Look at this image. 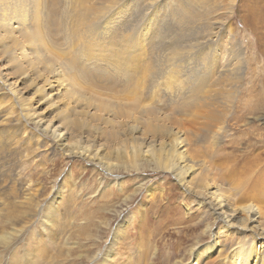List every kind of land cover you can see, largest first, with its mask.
<instances>
[{"label":"rangeland","instance_id":"obj_1","mask_svg":"<svg viewBox=\"0 0 264 264\" xmlns=\"http://www.w3.org/2000/svg\"><path fill=\"white\" fill-rule=\"evenodd\" d=\"M184 13L191 15L183 19ZM57 16L60 35L79 29L84 51L112 59L117 96L134 95L144 107L124 116L131 108L117 99L112 118L90 109L83 89L71 108L60 94L35 97L36 86L53 79L50 66L2 42L1 72L23 98H33L28 104L48 120H68L74 140L86 130L83 136L96 138L98 154L105 150L106 163L119 171L55 149L0 84V264H16L13 257L17 264H236L232 256L253 241L260 259L264 239L241 241L234 229L220 231L227 224L214 216L207 192L219 185L235 208L253 205L264 225V0H61ZM14 17H7L13 22L5 35ZM199 90L219 118L214 130L193 119ZM73 110L83 114L74 117ZM181 129L199 153L190 184L181 185L150 156L140 154L137 165L114 157L130 141L129 154L134 147L158 150ZM199 178L209 181L207 192ZM215 239L225 250L206 257ZM30 245L48 252L29 251Z\"/></svg>","mask_w":264,"mask_h":264},{"label":"bare ground","instance_id":"obj_2","mask_svg":"<svg viewBox=\"0 0 264 264\" xmlns=\"http://www.w3.org/2000/svg\"><path fill=\"white\" fill-rule=\"evenodd\" d=\"M60 2L61 0H0V47L4 46V43L2 42H12L13 46L16 49L18 48V51H20L23 57H25V54L31 55L34 53V57L40 56L42 62L47 67L50 66L53 79H51V81H45L43 86H36L33 96H42L46 91L47 93H45L41 98H46L45 100H48L50 98V96L47 97L49 92L55 93L53 96L60 94L62 97L61 100L66 101H64V105L71 108V103H79V91L83 89L84 93L90 96V98H85L90 109L92 108L103 111L105 115L109 116L110 114V117L114 118V116H112L114 114L116 115L114 112V103L118 99L124 101V103L131 108L130 111L123 112L124 116H133L135 110L138 111L144 106H142L141 101L134 95L128 94L125 96L124 94L117 96L118 91L115 90L113 85L114 74L111 71V68H114V71H117V66L113 63L112 59H96L93 57V54L84 51L85 47L81 41L83 35L79 29H75L71 35H60L64 31V24L61 20H59V16H57L59 14ZM31 10L34 11L32 15H30L31 13L29 14V11ZM11 15L13 17L15 16V25L12 32L5 35L9 28H7V26L8 24L10 25L11 22V20L9 21L7 17ZM190 15L191 14L184 13L183 19H188ZM81 17L82 20L85 21V18L82 15ZM29 21L31 24H28ZM17 32V35L13 34ZM67 38L76 39L77 42H69ZM81 57H85V61L83 63L80 61ZM135 58L138 61L140 56L136 54ZM133 67L136 68V64ZM1 71L2 70L0 69V84L2 86H4L3 84L8 86L7 92L11 94L12 98H14L16 101L15 103L20 107L22 114L25 113L24 117L36 126L39 133H43L46 137L53 139L55 149L62 151V153L66 156H77L97 161L98 163H95L97 165L107 162L106 159L108 158L105 150L101 155L98 154L101 150H99V147L101 146L95 145L97 143L95 140L96 138L90 141L88 139L90 136H83L88 132L86 130H81L79 136V138L82 136L80 138L81 140L72 139L69 132V121L65 120L67 117L64 114L62 115L64 116L63 120L65 121L60 123H58L55 118H50V120L46 119V113L44 114L43 111L40 112V108L36 110L35 105H31L32 103L28 104L29 101L31 102V99L33 102V98H23L20 89H18V86L16 85L17 83L12 81V78H8L7 73L3 74ZM22 76L24 75L22 74ZM127 76L131 77V75ZM51 84H55V86H51ZM103 90L113 93V96H104L103 99ZM203 92L202 94L197 93V97L195 96L193 98V106H198V108L196 107L197 109L192 116L194 121H208V129L211 128L214 130L215 124L219 118L216 114L208 110V106H204V104H206L207 96L204 97ZM181 94L183 95V91L180 92L178 96L180 97ZM174 95H176V93H174ZM0 97L2 96L0 95ZM96 98H99V100H96ZM3 100L4 97L2 101ZM10 100L13 101L12 99ZM36 103H41V99H39ZM93 106L97 107L94 108ZM73 111L76 113L74 117L81 116L79 114H83L82 111ZM60 112L58 113V116L60 115ZM77 122H79L78 127H81L78 129H83L84 122L80 120H77ZM152 129H150V131H152ZM186 131L187 130H185V132ZM95 132H97V129H95ZM214 134H216V132H214ZM169 136L170 138L172 137L171 140H169L168 143H162L159 145L160 148L155 151L149 150L148 147H144L143 150L139 151L137 147H134L132 153L129 154L127 145L131 144L130 141L124 146V149L117 152L114 157L120 162L126 159L129 164L137 165V159L140 157V154L150 156L154 161L164 165V169L168 172L176 173L174 174L176 176L175 178L178 179V182L181 185H184L185 183L190 184L193 180L191 175L194 174V166L196 165L195 163L198 162L199 153L190 142L188 138L189 136L185 137L186 134L184 135L182 129ZM86 139L87 142L83 141ZM89 142L93 144H90ZM133 146L137 145H131L130 150ZM190 163L192 166H190ZM117 166L118 164L106 163L105 166H102V168L111 172H118L119 170L116 169ZM131 168L135 169L136 166H131ZM262 177H264V175ZM188 178H190L189 181H187ZM206 178L207 177L205 176V180ZM208 183L201 180L198 183V187H202L207 192L211 186ZM216 185L217 184L214 183V186H212L211 190L207 192V195L210 197L209 202H212V207L210 208L214 216L221 218L223 222L227 224L222 227L220 231L225 230L226 227L227 229H234V231H236L235 234L241 237V241H246L245 239L248 237H251L252 240H255L257 243L258 241L263 240L264 225L262 226L258 221L259 218L257 209L254 208L253 205H244L235 208L227 192L219 189V185ZM262 185V183L258 184L256 186L257 188H255L260 190L263 187ZM53 203L55 202L53 201ZM238 214H241L244 217L241 218ZM12 221L14 222L15 219L12 218ZM226 233H228L227 230H225V234ZM221 235L222 234H220V237ZM3 236L4 235L1 237ZM217 238H219V236ZM216 240L217 239H215V241ZM218 241L220 242V239L211 245L210 250L207 251L206 257L211 255L218 257L223 254L225 250L224 246H218ZM253 242L245 248L244 253L236 252V254L232 256V259L236 264H264V244L257 245L260 247V259H258V253L255 251L256 245L254 246L255 243ZM239 243L244 244V242ZM236 249H238V247L233 250ZM29 251L47 253L48 249L43 245H30ZM13 259L17 264L16 258L13 257Z\"/></svg>","mask_w":264,"mask_h":264}]
</instances>
